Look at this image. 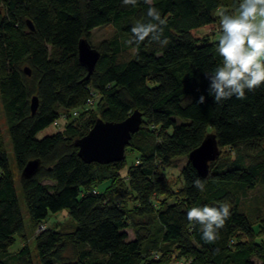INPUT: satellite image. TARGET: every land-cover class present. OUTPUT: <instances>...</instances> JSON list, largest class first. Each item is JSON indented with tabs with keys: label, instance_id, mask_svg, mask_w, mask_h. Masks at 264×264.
Segmentation results:
<instances>
[{
	"label": "trees",
	"instance_id": "1",
	"mask_svg": "<svg viewBox=\"0 0 264 264\" xmlns=\"http://www.w3.org/2000/svg\"><path fill=\"white\" fill-rule=\"evenodd\" d=\"M239 2L154 0L166 20L160 39L168 43L149 37L129 44V53L123 40L133 39L137 21L149 19L144 0L135 6L0 0V99L19 172L18 189L0 128V264H35L19 190L33 232L62 211L73 222L68 232L43 227L35 236L40 264H264V216L243 208L253 191L264 190V85L217 104L205 76L221 63L219 13ZM106 25L114 36L92 46V31ZM81 40L100 54L89 79L79 61ZM135 111L143 123L123 161L88 164L79 157L75 142L97 120L120 123ZM56 121L62 131L37 138ZM208 135L216 137L221 156L202 177L189 155ZM183 157L188 162L175 188L166 173ZM33 160L40 161L39 170L23 178ZM197 179L204 191L194 186ZM222 202L230 216L218 238L205 242L187 211ZM16 236L24 245L11 253Z\"/></svg>",
	"mask_w": 264,
	"mask_h": 264
},
{
	"label": "clouds",
	"instance_id": "2",
	"mask_svg": "<svg viewBox=\"0 0 264 264\" xmlns=\"http://www.w3.org/2000/svg\"><path fill=\"white\" fill-rule=\"evenodd\" d=\"M122 3L135 6L138 0H122ZM144 3L149 5V19L134 24L131 28L133 39L128 43L139 45L150 37L166 45L168 41L160 39L166 20L152 6L154 0H144ZM219 29L217 52L221 63L205 74L210 81L208 95L217 104L233 96L243 99L246 90L254 91L264 85V0H240L234 11H221ZM204 102L205 97L201 95L198 103ZM194 186L204 191L205 185L200 179L194 181ZM229 216L227 202L220 203L219 207H192L187 211L188 221L201 225L202 239L209 243L218 238V232Z\"/></svg>",
	"mask_w": 264,
	"mask_h": 264
},
{
	"label": "water",
	"instance_id": "3",
	"mask_svg": "<svg viewBox=\"0 0 264 264\" xmlns=\"http://www.w3.org/2000/svg\"><path fill=\"white\" fill-rule=\"evenodd\" d=\"M28 25L31 30L33 26ZM79 61L88 71L89 79L93 73L100 54L87 40H81L78 45ZM29 74V70L25 69ZM38 99L34 97L31 103L32 113H35ZM143 123V115L135 111L125 121L120 123L104 122L97 120L94 127L83 138L75 142L79 149V157L86 163H98L106 165L120 162L125 159L126 148L130 145L132 136L136 134ZM221 156L220 148L214 135H208L203 143L189 155V162L194 166L202 177L210 173V164L216 162ZM40 168V161H30L22 171L23 178H29L36 174Z\"/></svg>",
	"mask_w": 264,
	"mask_h": 264
},
{
	"label": "rangeland",
	"instance_id": "4",
	"mask_svg": "<svg viewBox=\"0 0 264 264\" xmlns=\"http://www.w3.org/2000/svg\"><path fill=\"white\" fill-rule=\"evenodd\" d=\"M114 34H115V30L112 26L106 25V26L98 27L92 31L91 38H90L91 44H92V46L97 47L98 44L102 40L110 39L111 37L114 36ZM123 44H124V47L127 48V50L129 51V53H130V51L133 52L131 49L128 48L129 43L127 40H123ZM0 128H1V134L3 136V140L6 144L7 149H8L10 163H11L12 170L14 172L15 179L17 181V186L19 189V183H18L19 172L15 168V164H14L13 150H12L11 144L9 142L8 130H7V126H6L5 119H4L1 99H0ZM62 128H63V125L58 126V127L51 125L49 128L41 131L37 135V138L42 139L46 136L56 134V133L62 131L63 130ZM133 158H134V154L129 152L127 159H126L128 168L131 166V164L133 162ZM187 162H188V159L185 157L175 160L172 164V167L166 173L167 177L169 178V181L171 182V184L175 185L174 186L175 188H177L179 186L180 174H181L182 169L186 166ZM126 170L123 172L124 175L126 173ZM18 193H19L20 202L22 205V214H23L24 223H25V227H26V234H27V241L25 243L32 249L34 263L40 264L38 261L37 252H36V249L34 246L35 236L40 232L41 229H43V227L51 228V229H54V230H57V231H60L63 233L68 232V231L72 230L73 222H72L68 212L62 211V212L57 213L55 215H51L39 228L36 229V231L33 232L31 230L30 225H29L28 212H27V209L25 207V204L23 203V198L21 197L20 190ZM251 197H253V198H251ZM253 199H254L255 203L252 202ZM243 208H245V210H248L252 213H255L257 211L256 208H258L260 210L259 213L264 216V190L263 189H257L255 191H253L250 194L249 198L246 201H244ZM131 238H133L132 234H131ZM23 245H24V242L21 240V238L16 236V242L10 248V252L11 253H17L22 248ZM67 256H69V257L73 256V250L72 249L68 250ZM172 264H175V263H172Z\"/></svg>",
	"mask_w": 264,
	"mask_h": 264
},
{
	"label": "built area",
	"instance_id": "5",
	"mask_svg": "<svg viewBox=\"0 0 264 264\" xmlns=\"http://www.w3.org/2000/svg\"><path fill=\"white\" fill-rule=\"evenodd\" d=\"M93 103H94V100H91L90 101V105L92 104L93 105ZM72 115H73V117H77L78 116V112L77 111H74L73 113H72ZM62 119H66L67 118V115L65 114V113H63L62 114ZM54 125L55 126H59V121H56L55 123H54ZM156 256V255H155Z\"/></svg>",
	"mask_w": 264,
	"mask_h": 264
},
{
	"label": "crops",
	"instance_id": "6",
	"mask_svg": "<svg viewBox=\"0 0 264 264\" xmlns=\"http://www.w3.org/2000/svg\"><path fill=\"white\" fill-rule=\"evenodd\" d=\"M217 38H219V34L217 35Z\"/></svg>",
	"mask_w": 264,
	"mask_h": 264
}]
</instances>
